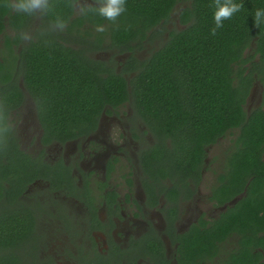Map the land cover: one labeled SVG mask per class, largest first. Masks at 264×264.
Segmentation results:
<instances>
[{
	"label": "trees",
	"instance_id": "obj_1",
	"mask_svg": "<svg viewBox=\"0 0 264 264\" xmlns=\"http://www.w3.org/2000/svg\"><path fill=\"white\" fill-rule=\"evenodd\" d=\"M6 2L0 0V35L8 25L15 39L6 42L16 45L33 15ZM234 2L243 8L213 36V0H125L115 23L95 12L80 15L68 0H49L51 10L39 13L35 38L12 63L0 61V107L7 123L27 93L43 143L88 133L104 112L132 105L154 138L140 151L143 172L165 180L161 185L172 199L180 186L188 189L189 178L196 186L201 182L208 148L233 135L209 200L218 207L237 200L211 219L199 216L180 235L178 264H264V20L254 24L264 0ZM174 11L181 26L138 56L137 50L164 32L161 23ZM57 15L67 21L65 38L50 28ZM86 25L106 30L90 40ZM103 45L127 56L110 61L89 56L91 48ZM256 83L262 101L247 110ZM46 168V161L19 149L11 129L0 144V232L6 239L17 241L34 227V218L19 209L20 197Z\"/></svg>",
	"mask_w": 264,
	"mask_h": 264
},
{
	"label": "flooded vegetation",
	"instance_id": "obj_2",
	"mask_svg": "<svg viewBox=\"0 0 264 264\" xmlns=\"http://www.w3.org/2000/svg\"><path fill=\"white\" fill-rule=\"evenodd\" d=\"M1 62L6 64L4 60ZM28 99L25 93L18 110L26 108L27 139L34 138L40 148L21 146L11 116L10 125L19 149L32 160L46 161L47 173L32 179L20 197L24 207L19 209L34 218V227L17 241L6 239L0 232V263L63 264L71 259L72 264H178L180 235L198 219H186L181 205L194 196L193 180L188 179L190 190L180 186L172 199L161 185L165 180L159 183L144 174L139 158L142 148L135 153L125 148L135 140L131 132H127L129 142L105 140L109 133L101 125L106 112L88 133L63 142L51 139L43 143L35 105L31 99L26 105ZM118 109H112L110 114L116 116ZM51 144L56 149L49 160L44 151ZM68 144L71 147L62 152ZM116 175L120 181L112 182ZM43 218L57 223L58 239L50 243L47 241L51 231L40 227ZM61 241L62 248L69 247L64 251L66 256L55 250L52 256L37 257V251L46 247L44 244L51 251Z\"/></svg>",
	"mask_w": 264,
	"mask_h": 264
},
{
	"label": "rangeland",
	"instance_id": "obj_3",
	"mask_svg": "<svg viewBox=\"0 0 264 264\" xmlns=\"http://www.w3.org/2000/svg\"><path fill=\"white\" fill-rule=\"evenodd\" d=\"M82 3L89 4L90 2L88 0H81ZM179 5L177 6V8ZM76 13H78V10H76ZM41 24L40 14L35 13L33 14V17L28 24L27 28H25L21 32H26L31 36L30 40H23L20 39L18 42L13 45H8L7 42L13 41L15 38H13L15 32L7 25L3 33L0 35V61H3L5 63H12V59L14 56L17 55L18 51L22 48V46L31 40L35 38V34L37 32L38 27ZM162 30L164 29V32L162 34L157 35L155 39L151 42H147L146 45L143 46L142 49L137 50L138 56H146L148 54V51L151 50L154 47H157L160 45L162 40H165L167 38V33L170 29L173 27H180V23L178 22L177 18V11H174L171 15V19L168 21L161 23ZM161 25H158L155 29H158ZM85 29H88L90 33V40L97 35V31L95 30V27L86 25L84 27ZM83 31V30H82ZM20 32V33H21ZM19 33V34H20ZM63 38L66 37L67 31L66 29L64 31H61ZM7 41V42H6ZM89 56L101 58L105 61L113 60H121L124 59L127 55L125 53L119 52L118 49H115L114 47H110L108 45H103L99 48H91L88 51ZM112 63V62H108ZM19 76V74H18ZM262 101V88L259 84H255L252 87L251 94L247 100V103L245 105V108L247 110H250L253 106H257L261 104ZM31 100L28 99L25 104H30ZM26 108L22 107L19 110L17 109L11 114V120L12 124L15 127V132L17 133V136L19 140L21 141V146L24 148H40L39 145L34 141V138H31L28 141V135L26 136V120H25V114ZM108 115H104L102 117V125L107 128V131L109 133V136L106 137L105 140L111 139V141L115 143L120 142H129V135L128 131L131 132V136H136L130 144H127L125 148H129L132 150L133 153L137 152L139 148H143L146 146L147 142L150 144L153 142L154 138L151 136V134L146 130L145 126L142 124V120L135 115V111L132 107V105L125 103L123 106H120L117 112V115L107 113ZM115 117V119H114ZM135 125V126H134ZM129 127V128H128ZM134 133H137L134 134ZM120 134V136H118ZM233 135H226L225 137L221 138L217 143L211 145L208 148V157L206 159V164L203 169L202 173V180L201 182L195 187L194 190V196L193 198L188 201V203H181L183 208V213L186 215V219L198 217L201 215H204L206 218L211 219L218 215V213L221 210V207H218L214 205L209 200V194H210V188L214 185L216 182V176L218 173L222 171L223 168V162H224V153L226 152V149L229 145H231V138ZM99 138H101L99 136ZM137 141V143L135 142ZM71 147V144H68L65 147H63L61 150L62 152L66 151V149H69ZM123 147V145H122ZM55 145L51 144L49 146V149L47 148L46 151H44V154H47V159H51V156L54 154L55 151ZM119 151V149H117ZM133 160V159H131ZM135 162V160H133ZM123 163L125 161L123 160ZM125 170V169H124ZM120 181L119 176L116 175L115 179L112 182ZM122 182V181H121ZM188 216V217H187ZM193 222V220L190 221V223ZM40 227L42 229H48L51 231V236L49 237L47 242H52L53 240L58 239V236H56V230H57V223L49 218H43L40 220ZM65 241V240H63ZM57 242L55 246H52L51 251L48 249V245L44 244L46 246L45 248H41L37 251V257L38 258H44L48 256H52L53 251H59L64 256L65 255V249L69 247H63L62 248V242ZM58 254V257L63 258L61 255ZM67 259V258H65ZM70 262H66L63 264H72V260L68 259ZM17 264H23L21 261H19ZM210 264V263H207Z\"/></svg>",
	"mask_w": 264,
	"mask_h": 264
},
{
	"label": "clouds",
	"instance_id": "obj_4",
	"mask_svg": "<svg viewBox=\"0 0 264 264\" xmlns=\"http://www.w3.org/2000/svg\"><path fill=\"white\" fill-rule=\"evenodd\" d=\"M6 7L17 12H24L28 15L35 13H46L51 10L49 0H7ZM67 6L74 10H78L80 15H86L88 12H95L106 20L115 23L117 18L126 10L125 0H94L93 4L82 3L81 0H68ZM214 8L213 19L215 27L210 32L211 35H216L217 29L223 27V21L231 19L233 14L240 11L243 5L235 3L234 0H213ZM264 20V10L257 9L254 13V24L259 26ZM67 26V21L56 16L51 22L50 28L52 31H64ZM97 32H104L106 29L102 25H97ZM20 37L23 40H30L31 36L26 32H21ZM12 126L7 123V118L2 107H0V144L5 142L6 135L11 131Z\"/></svg>",
	"mask_w": 264,
	"mask_h": 264
},
{
	"label": "water",
	"instance_id": "obj_5",
	"mask_svg": "<svg viewBox=\"0 0 264 264\" xmlns=\"http://www.w3.org/2000/svg\"><path fill=\"white\" fill-rule=\"evenodd\" d=\"M236 200H237V197H236V198H234V199H233L232 201H230L229 203H227V204H224L223 206H221V210H225V209H226V207H227L228 205H230V204L234 203Z\"/></svg>",
	"mask_w": 264,
	"mask_h": 264
}]
</instances>
